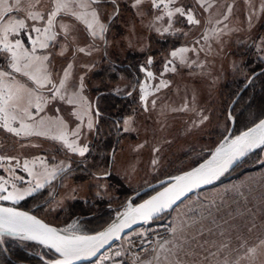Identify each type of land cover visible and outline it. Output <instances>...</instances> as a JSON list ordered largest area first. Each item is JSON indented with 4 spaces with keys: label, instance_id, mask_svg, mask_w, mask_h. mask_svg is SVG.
<instances>
[{
    "label": "rangeland",
    "instance_id": "obj_1",
    "mask_svg": "<svg viewBox=\"0 0 264 264\" xmlns=\"http://www.w3.org/2000/svg\"><path fill=\"white\" fill-rule=\"evenodd\" d=\"M99 1L82 0V7L76 0L49 27L56 0H0V73L6 74L0 75V93L14 94L9 118L0 116V185L7 189L0 196H22L1 203L17 206L87 154L96 136L90 89L96 95L115 75L106 91L135 104L103 173L79 182L67 177L47 199L28 204L52 225L77 234L100 231L147 196V186L197 165L264 113V104L252 98L264 95V0H155L160 7L153 0ZM30 13L43 18L33 20ZM13 53L22 72L12 67ZM24 72L50 82L40 86ZM98 128L100 136L107 130L104 122ZM62 134L65 140L54 138ZM114 182L130 194L119 198ZM99 200L114 209L94 231L81 211L96 210L92 201ZM165 218L173 236L137 264H264V147ZM6 244L35 250L28 240L0 235L1 249Z\"/></svg>",
    "mask_w": 264,
    "mask_h": 264
},
{
    "label": "snow or ice",
    "instance_id": "obj_2",
    "mask_svg": "<svg viewBox=\"0 0 264 264\" xmlns=\"http://www.w3.org/2000/svg\"><path fill=\"white\" fill-rule=\"evenodd\" d=\"M20 0H17L19 4ZM76 2V0H56V11L51 12L49 15L50 18L48 20V25L51 27L53 25V18L60 13L61 11H67L70 9V6ZM140 0H137L139 3ZM154 6L160 7V4H156L155 0H153ZM32 5L29 3L28 7ZM81 6H85L81 0ZM182 8H177L176 12L183 14ZM75 15V13H73ZM31 15L33 20L42 19L38 14ZM95 15V14H93ZM169 16L172 15L171 12L168 13ZM83 18V16L81 17ZM188 21L196 22L192 19L191 16L188 17ZM25 25L23 22L19 23V27L23 28ZM89 28L93 26L92 22H88ZM103 25L100 26V31H103ZM36 32H40V29H35ZM47 32L48 29H45ZM96 35V32L92 33ZM54 39V36L51 37ZM17 45L19 46V41H17ZM5 47H9L5 44ZM41 47H47L46 43H42ZM83 51V49H81ZM179 52L186 51L185 49L178 50ZM178 52H172V56H177ZM14 58L16 59V63L12 65V67L16 70V72H22L23 68L19 63L20 57L17 56L16 53H13ZM38 60L39 58H34ZM151 63V61H149ZM29 64L24 65V67H29ZM174 70V69H173ZM0 75H6L4 73H0ZM24 75L30 76L31 79L35 80L37 84L43 86L44 83H49L47 77L39 78L35 74H30L28 72H24ZM149 76L152 73H148ZM63 85V82H62ZM13 93L9 89L6 93H0V116H3L5 119L9 118L8 105L9 101L13 98ZM147 95V93H145ZM37 108L40 107L39 104L36 105ZM26 111V109H25ZM15 119V117H11ZM8 127L7 124L4 125ZM9 131L16 132L19 134V131L15 128H9ZM55 139L65 140V136L62 134L58 137H54ZM257 143L264 144V121H261L255 128L249 129V131L244 132L241 136L236 137V139L232 142L229 149H224L223 147L218 148L216 151V155L213 157V161L209 162V165H201L199 168L193 169L191 172L185 173L183 176L176 177L175 179L179 182L174 189H166L164 193H159L156 197H153L151 200L146 201L144 204L139 205L138 207L131 209L133 215L138 216L143 219H149L151 215L155 212L161 211L163 208L168 207L170 203L169 193L174 192L175 196H179L182 194L188 187L191 185L195 187L198 183H207L210 179L214 178L217 174V169L223 170L225 167L230 165L234 160L238 157L242 156L249 149L254 147ZM71 147V145H69ZM73 151L77 149L73 148ZM211 165H215L212 167ZM38 187H42V185H38ZM0 191H7V189L0 185ZM29 194V193H25ZM22 196L16 192H9L7 195L0 196L2 200H18L21 199ZM0 228H3L5 231H9L11 233H19L25 232L27 233V238L33 240H40L43 243L51 244L57 251L62 252L65 256V261L58 262V264H67V258L78 255L79 252L85 250L86 248H90L92 242L97 240H102L107 233H101L99 236L95 237H69V236H61L59 233L53 229L49 228L47 225L42 224L40 221L36 220L35 217L29 216L27 213L17 212L10 208H0ZM114 229L118 230V226H114ZM113 229H109L111 232Z\"/></svg>",
    "mask_w": 264,
    "mask_h": 264
},
{
    "label": "trees",
    "instance_id": "obj_3",
    "mask_svg": "<svg viewBox=\"0 0 264 264\" xmlns=\"http://www.w3.org/2000/svg\"><path fill=\"white\" fill-rule=\"evenodd\" d=\"M8 14L9 13H7L6 15ZM2 64L3 63H0V67L3 66ZM247 65L248 64H246V67H248ZM128 71L129 72L133 71V69H128ZM105 75H107L106 77H108L111 74L105 73ZM96 76L98 75L96 74L95 77ZM102 76H104V74H101V77ZM234 78L232 80V83H235L237 86L241 87L243 82L239 80L236 82ZM115 80H118L115 75H113L112 78L108 80L105 78L104 83L101 86V90L97 92L96 95H95L94 90L88 89L89 92L92 95H94L93 96L94 104L96 106V109L98 110V113H96L95 111V117H96L95 134L96 136H94L93 140L90 142L89 144L90 150L87 152V154L83 156L82 158H73V161L77 164L76 166H70L69 169L66 170V172H61L57 176L56 181H54L53 183H48L43 189L39 190L38 192L30 196L29 198L17 203V206L24 208L26 210H30L28 207L29 203L42 202L45 199H47L49 195L52 193V188H54L53 187L54 184L56 185L55 186L56 189L55 188L54 189L57 192L61 187L63 179L67 177L69 178L71 176L76 182L84 181V180L89 179L95 173L101 174L103 169L109 167L111 151L115 149L117 141L120 138L119 133L121 132L122 120L126 115L131 114V111L133 109L132 107H134L133 105H135V104L130 103V99L126 98L127 96L117 95L115 93H112L110 90H109L110 92L106 91L108 90L109 83L114 82ZM244 98L242 99L243 102H245V100L249 98V96L244 97ZM252 98L254 99L255 104L257 103L258 106L260 105L263 106L264 95L260 96L257 94L255 96H252ZM262 117H264V113H262L254 122L244 127L242 131L252 126L254 123L259 121ZM103 122L105 123L107 130H105L102 136H100L99 132L97 131L99 130L98 127ZM98 137L100 138L98 139ZM257 151L247 156L236 167H238L241 163L246 162L250 157L254 156ZM208 156L209 154L206 155L204 158H202L200 161H202ZM200 161H198L197 163H199ZM121 183L117 184L114 182V186L117 185L116 187H117L118 197L123 196L126 193L127 195L130 194V192L126 191L124 187H122ZM91 189H94V188L92 187ZM156 190L157 189L148 191L149 194L145 196L144 198H141L139 202L145 199L146 197H148L149 195H151ZM92 202L94 204V207H96V210H94L93 206L91 208H87L84 206L85 208H83L81 212L83 213L88 212L87 213L88 215L86 214L84 216L87 220H90L91 223H93V225L95 224L96 227L94 231H96L110 221L108 219L109 217L108 211H111L112 209H114V206L112 204H106L102 202V200H99V204L97 205L95 203L96 201L95 202L92 201ZM51 203H52V200L49 201L48 204H51ZM74 210L75 209L69 210L68 211L69 215H70V212L72 213V211ZM101 211H103L101 215L95 216L97 215L96 213L101 212ZM33 212H35L36 214L41 216L43 219L48 221L46 218L42 216L41 213H38V211H33ZM166 214L167 213L161 215L159 218L155 219L154 222L155 223L167 222L165 218ZM30 243L31 245L32 244L34 245L35 250L28 249L25 246H22L21 244L17 246H13L12 244H8V245L6 244L4 249H1V246H0V264H44L46 261L52 260L56 257L55 254L51 252L48 248L40 244L34 243V242H30Z\"/></svg>",
    "mask_w": 264,
    "mask_h": 264
},
{
    "label": "water",
    "instance_id": "obj_4",
    "mask_svg": "<svg viewBox=\"0 0 264 264\" xmlns=\"http://www.w3.org/2000/svg\"><path fill=\"white\" fill-rule=\"evenodd\" d=\"M94 3L100 2L99 0H92ZM108 27V26H107ZM94 108L96 113H98V110L96 109V106L94 104ZM261 121H264V117H262L259 121L254 123L252 126H250L247 130L244 132L249 131V129L255 128ZM233 142V141H232ZM232 144V143H231ZM231 146V145H230ZM229 146V147H230ZM229 147L225 148L226 150L229 149ZM264 147V144L257 143L254 147L249 149L247 152H245L244 155L238 157L236 160H234L230 165L225 167L223 170L217 169V174L214 178L210 179L207 183H198L195 187H192L189 185V187L178 197L175 196L174 192L169 193L170 197V203L168 207L163 208L159 212H155L151 215L149 219H143L138 216H135L132 214L131 209H134L138 207L139 205L144 204L146 201L151 200L153 197H156L159 193H164L166 189H174L175 186L179 183L175 178L183 176L185 173L191 172L193 169L199 168L201 165H209L210 161H213V157L216 155V151L210 154L208 157H206L204 160L199 162L197 165L193 166L192 168L184 171L183 173L179 174L178 176L172 177V178H165L158 182H155L145 189L146 191H150L153 189H157L155 192H153L151 195L143 199L142 201L138 203H132L129 208H127L125 211L122 212L117 218H115L112 222H110L107 226H105L103 229L96 233L92 234H77V233H70L65 231L64 229L58 228L45 219H43L38 214L34 213L33 211L26 210L24 208H21L19 206L15 205H9L5 203L0 202V208H10L17 212L21 213H27L29 216L35 217L36 220L40 221L42 224L47 225L49 228L55 229L59 235L61 236H69V237H95L99 236L101 233H107V235L102 240H97L92 242L90 248H86L85 250L78 253V255L67 258V264H84L91 262L98 258L106 249H108L111 245L121 240L125 235L132 232L133 230L137 229L138 227L144 225L145 223L152 222L155 219L159 218L161 215L170 212L173 208H175L177 205L182 203L184 200H186L189 196L194 194L195 192L205 189L215 183L218 179H220L222 176H224L227 172L231 171L233 168H235L240 162H242L247 156L252 154L253 152L257 151L258 149ZM212 167H215V165H211ZM114 226H118V230L114 229ZM109 229H113L111 232ZM0 235H5L13 238H19L22 240H28L30 242H34L37 244H40L46 248H48L51 252L55 254V258L49 261H46L44 264H58V262L65 261V256L62 252L57 251L54 247L51 246V244L43 243L40 240H33L27 238V233L25 232H19V233H11L9 231H5L3 228H0Z\"/></svg>",
    "mask_w": 264,
    "mask_h": 264
},
{
    "label": "built area",
    "instance_id": "obj_5",
    "mask_svg": "<svg viewBox=\"0 0 264 264\" xmlns=\"http://www.w3.org/2000/svg\"><path fill=\"white\" fill-rule=\"evenodd\" d=\"M174 234L169 222L145 223L111 245L95 260L84 264H137L144 255L156 251Z\"/></svg>",
    "mask_w": 264,
    "mask_h": 264
},
{
    "label": "bare ground",
    "instance_id": "obj_6",
    "mask_svg": "<svg viewBox=\"0 0 264 264\" xmlns=\"http://www.w3.org/2000/svg\"><path fill=\"white\" fill-rule=\"evenodd\" d=\"M231 143H232V141H225L219 146V148L223 147L225 149V148L229 147L231 145Z\"/></svg>",
    "mask_w": 264,
    "mask_h": 264
},
{
    "label": "flooded vegetation",
    "instance_id": "obj_7",
    "mask_svg": "<svg viewBox=\"0 0 264 264\" xmlns=\"http://www.w3.org/2000/svg\"><path fill=\"white\" fill-rule=\"evenodd\" d=\"M113 21V18L110 19L109 23L107 24V26L110 25V23ZM108 28V27H107Z\"/></svg>",
    "mask_w": 264,
    "mask_h": 264
}]
</instances>
